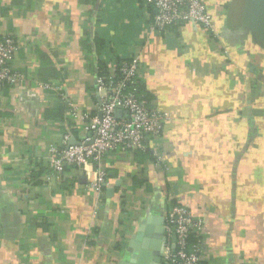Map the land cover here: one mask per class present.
<instances>
[{"label": "crops", "instance_id": "1", "mask_svg": "<svg viewBox=\"0 0 264 264\" xmlns=\"http://www.w3.org/2000/svg\"><path fill=\"white\" fill-rule=\"evenodd\" d=\"M202 2L216 36L192 23L157 31L138 0H0V37L17 41L25 77L0 91V264H135L144 242L158 258L171 201L204 222L201 264H264V44L241 26L239 0ZM134 56L169 117L152 146L161 165L109 153L100 197L75 168L48 176V148L86 134L36 83L92 116L99 59Z\"/></svg>", "mask_w": 264, "mask_h": 264}, {"label": "built area", "instance_id": "2", "mask_svg": "<svg viewBox=\"0 0 264 264\" xmlns=\"http://www.w3.org/2000/svg\"><path fill=\"white\" fill-rule=\"evenodd\" d=\"M152 9L151 26L157 31L192 23L208 35L216 36L212 16L202 0H142ZM18 50L17 41L8 35L0 37V91L5 86L15 87L25 80L13 66ZM109 63V62H108ZM108 76H96L98 107L94 115L79 113L62 95L61 89L50 83L37 82V87L52 92L65 101L68 115L84 123L85 137L71 144L63 134L59 143L50 146L46 154L48 176L62 179L67 167L75 168L86 178V190L102 195L106 186L103 158L111 152L126 153L151 149L156 164L161 165L157 150L163 123L168 116L149 107L142 95L136 94L135 84L140 78L139 58H126L116 68L115 58L109 63ZM112 68V69H111ZM119 111V116L115 112ZM163 248L159 264H201L200 235L204 222L183 204L175 203L167 209L163 221ZM194 235L198 240L189 245Z\"/></svg>", "mask_w": 264, "mask_h": 264}, {"label": "water", "instance_id": "3", "mask_svg": "<svg viewBox=\"0 0 264 264\" xmlns=\"http://www.w3.org/2000/svg\"><path fill=\"white\" fill-rule=\"evenodd\" d=\"M239 9L241 11L240 24L243 28L248 29L257 35L264 44V0H239ZM115 116H119V111L115 112ZM71 144H73L71 142ZM85 176H80V181H85ZM161 237L163 238V227H161ZM152 246L144 242L137 255L135 264H146L148 259L152 258ZM161 254H159L155 262H160Z\"/></svg>", "mask_w": 264, "mask_h": 264}, {"label": "trees", "instance_id": "4", "mask_svg": "<svg viewBox=\"0 0 264 264\" xmlns=\"http://www.w3.org/2000/svg\"><path fill=\"white\" fill-rule=\"evenodd\" d=\"M139 2H142V0H138ZM147 9H150L152 10L150 7H147ZM153 14V12H152ZM107 46L103 43V42H98L96 43V50L97 52H99V54L102 52H107ZM115 58V62H116V68L117 66L120 64V62H122L123 60L125 59H122V58H119V57H114ZM108 62V60H107ZM105 60H103V58L101 57L97 63V76H108L110 74L109 72V68H108V63H107ZM4 88V87H3ZM135 89H136V94L137 95H142L143 99L146 100L147 104L149 107H152L148 101V99L146 98L145 94H144V91L142 90V86L141 84L139 83V80L136 81V84H135ZM64 111L63 112H58L57 115H56V118L61 121V120H64L65 118V112L67 111V109L64 107ZM133 154H137L138 156H140V158H143L144 161H152L154 162V158L152 157V151L151 149L147 148L146 150L144 151H134L132 152ZM176 202L175 201H171V205H174ZM198 239L196 237H194V235H191V237L189 238V245H192L194 244Z\"/></svg>", "mask_w": 264, "mask_h": 264}, {"label": "flooded vegetation", "instance_id": "5", "mask_svg": "<svg viewBox=\"0 0 264 264\" xmlns=\"http://www.w3.org/2000/svg\"><path fill=\"white\" fill-rule=\"evenodd\" d=\"M156 260H157V257L153 256L151 259L147 260L146 264H159V262H155Z\"/></svg>", "mask_w": 264, "mask_h": 264}]
</instances>
